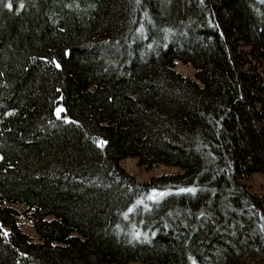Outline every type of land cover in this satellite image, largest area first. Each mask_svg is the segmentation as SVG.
Segmentation results:
<instances>
[{"label": "trees", "instance_id": "1", "mask_svg": "<svg viewBox=\"0 0 264 264\" xmlns=\"http://www.w3.org/2000/svg\"><path fill=\"white\" fill-rule=\"evenodd\" d=\"M256 177L264 0H0V264H264Z\"/></svg>", "mask_w": 264, "mask_h": 264}, {"label": "rangeland", "instance_id": "2", "mask_svg": "<svg viewBox=\"0 0 264 264\" xmlns=\"http://www.w3.org/2000/svg\"><path fill=\"white\" fill-rule=\"evenodd\" d=\"M177 71L184 76L193 77L194 76V68L191 65H184L181 62H177ZM122 166L126 169L127 172L134 175L139 182L149 181L154 176H159L166 173H177L180 171L178 168H169L166 166H159L157 168L151 170H145L143 167H140L137 163L136 159H126L122 162ZM256 189L261 190L264 186V177H256L253 179ZM168 193L164 195V197ZM163 195H158L153 199H161ZM21 210V208H19ZM19 224L21 229L27 233L30 237L37 239L34 229L32 228L29 220L22 216L19 219Z\"/></svg>", "mask_w": 264, "mask_h": 264}, {"label": "snow or ice", "instance_id": "3", "mask_svg": "<svg viewBox=\"0 0 264 264\" xmlns=\"http://www.w3.org/2000/svg\"><path fill=\"white\" fill-rule=\"evenodd\" d=\"M23 5L21 4V7H22ZM8 7H10L11 8V4H9L8 5ZM59 109L57 110V114L59 115ZM105 143H107L106 141H99V144L101 145V146H103V144H105ZM180 191H192V192H194L195 191V189H181ZM158 195H164L163 193H160V194H158Z\"/></svg>", "mask_w": 264, "mask_h": 264}]
</instances>
